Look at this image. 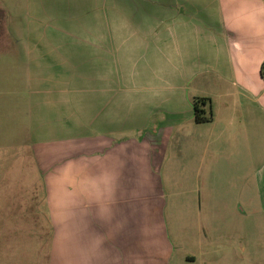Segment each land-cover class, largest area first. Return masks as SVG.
<instances>
[{
    "label": "crops",
    "instance_id": "obj_1",
    "mask_svg": "<svg viewBox=\"0 0 264 264\" xmlns=\"http://www.w3.org/2000/svg\"><path fill=\"white\" fill-rule=\"evenodd\" d=\"M28 31L21 130L74 264H264V0L34 1ZM180 182L210 219L175 245Z\"/></svg>",
    "mask_w": 264,
    "mask_h": 264
},
{
    "label": "rangeland",
    "instance_id": "obj_2",
    "mask_svg": "<svg viewBox=\"0 0 264 264\" xmlns=\"http://www.w3.org/2000/svg\"><path fill=\"white\" fill-rule=\"evenodd\" d=\"M34 1L46 2L54 9L65 1L73 2L0 0V264H74L73 247L64 243L74 238V232L58 230L57 200L48 198L49 216L45 207L47 200L43 199L41 178L48 171H55L57 158L53 159L54 168L50 165L52 169L47 170L43 159L52 153L42 152L37 146L31 151L21 130L28 121L29 93L24 88L26 67L23 62L26 61L24 48L29 38L28 24ZM167 187L173 199L172 206L166 210L170 237L174 243L190 240L198 226L207 223L210 216L194 214L184 197H192L200 204L204 184L180 182L167 184ZM253 220L257 218L253 216ZM61 239H64L62 244Z\"/></svg>",
    "mask_w": 264,
    "mask_h": 264
},
{
    "label": "trees",
    "instance_id": "obj_3",
    "mask_svg": "<svg viewBox=\"0 0 264 264\" xmlns=\"http://www.w3.org/2000/svg\"><path fill=\"white\" fill-rule=\"evenodd\" d=\"M261 75L264 78V62L261 67ZM194 106V121L197 123H203L211 120V116H207V110L205 108L206 103L204 99L195 98L193 101ZM211 114V113H210Z\"/></svg>",
    "mask_w": 264,
    "mask_h": 264
}]
</instances>
